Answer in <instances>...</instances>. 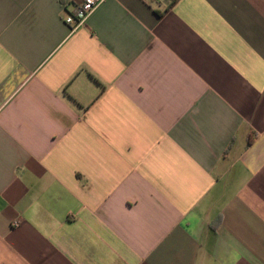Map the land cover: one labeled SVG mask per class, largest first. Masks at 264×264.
Wrapping results in <instances>:
<instances>
[{"label": "crops", "instance_id": "crops-1", "mask_svg": "<svg viewBox=\"0 0 264 264\" xmlns=\"http://www.w3.org/2000/svg\"><path fill=\"white\" fill-rule=\"evenodd\" d=\"M80 2L0 0V264H264V0Z\"/></svg>", "mask_w": 264, "mask_h": 264}, {"label": "built area", "instance_id": "built-area-1", "mask_svg": "<svg viewBox=\"0 0 264 264\" xmlns=\"http://www.w3.org/2000/svg\"><path fill=\"white\" fill-rule=\"evenodd\" d=\"M104 0H81L78 5H75L73 12L68 13L64 17V22L69 26L70 30H74L89 17V15L103 2ZM17 226L18 223H13Z\"/></svg>", "mask_w": 264, "mask_h": 264}, {"label": "trees", "instance_id": "trees-1", "mask_svg": "<svg viewBox=\"0 0 264 264\" xmlns=\"http://www.w3.org/2000/svg\"><path fill=\"white\" fill-rule=\"evenodd\" d=\"M249 140H250V139L248 138V139H247V145H249V144H250V141H249Z\"/></svg>", "mask_w": 264, "mask_h": 264}]
</instances>
